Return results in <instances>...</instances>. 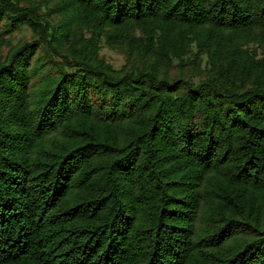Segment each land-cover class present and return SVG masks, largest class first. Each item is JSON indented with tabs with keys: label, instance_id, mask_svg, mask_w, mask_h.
Listing matches in <instances>:
<instances>
[{
	"label": "trees",
	"instance_id": "obj_1",
	"mask_svg": "<svg viewBox=\"0 0 264 264\" xmlns=\"http://www.w3.org/2000/svg\"><path fill=\"white\" fill-rule=\"evenodd\" d=\"M0 264H264V0H0Z\"/></svg>",
	"mask_w": 264,
	"mask_h": 264
},
{
	"label": "rangeland",
	"instance_id": "obj_2",
	"mask_svg": "<svg viewBox=\"0 0 264 264\" xmlns=\"http://www.w3.org/2000/svg\"><path fill=\"white\" fill-rule=\"evenodd\" d=\"M101 53L104 55L106 63L112 65L115 69L121 68L124 64V56L119 51L104 48Z\"/></svg>",
	"mask_w": 264,
	"mask_h": 264
}]
</instances>
